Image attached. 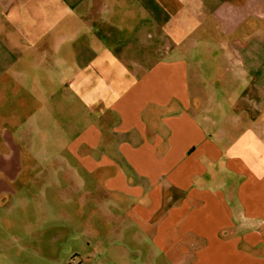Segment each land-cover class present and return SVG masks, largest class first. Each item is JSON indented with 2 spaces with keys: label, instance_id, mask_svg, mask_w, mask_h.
Returning a JSON list of instances; mask_svg holds the SVG:
<instances>
[{
  "label": "crops",
  "instance_id": "obj_1",
  "mask_svg": "<svg viewBox=\"0 0 264 264\" xmlns=\"http://www.w3.org/2000/svg\"><path fill=\"white\" fill-rule=\"evenodd\" d=\"M200 44L224 51L229 91L191 77ZM22 114L53 151L29 162L43 188L85 195L115 233L63 261L54 225L49 264H264V0H0L5 148ZM23 165L0 151L1 207ZM10 249L0 264H30Z\"/></svg>",
  "mask_w": 264,
  "mask_h": 264
},
{
  "label": "rangeland",
  "instance_id": "obj_2",
  "mask_svg": "<svg viewBox=\"0 0 264 264\" xmlns=\"http://www.w3.org/2000/svg\"><path fill=\"white\" fill-rule=\"evenodd\" d=\"M198 46L197 50L190 52L188 56L191 61V77L199 76L204 79L206 88L209 91L216 90L217 93L229 91L228 87L224 88L222 84V81L226 79L225 75L229 74L226 68L227 64L224 63L225 58L222 60L224 51L218 47L212 51H205L202 50L201 44ZM197 61H199V66H197ZM229 85L232 86L231 90H235L233 85ZM55 94V90H48L46 98L49 97V99L47 100L52 101ZM26 117L27 115L24 114L14 115L13 121H10L15 128L10 131V137H14L16 145L13 148H5L4 145L0 144V151H8L15 158L23 160L24 164L18 178L9 180V184L15 188L16 196L9 200L6 207L0 206V250L11 247L10 251L15 256H19V259L22 256L30 264H49L51 260L47 258L43 251L41 253L37 252V249L40 245V239L54 235L52 226L59 224L68 225L71 233L69 239L60 238L62 240L58 241L61 246L60 256L63 257L61 260L68 259L65 258L68 255L67 252L82 246L88 248L89 251L100 252L102 249L105 250L107 247L106 241L114 237L115 233L108 231L104 213L100 210H93L94 207L96 208V204L94 206L90 203L86 204L84 202L85 195H70L69 188L62 190V194L50 195L49 189L53 187V178L47 180L48 188H43L42 182L45 175L34 174L37 168H33V164L29 163L31 156L35 155L41 159L43 154L49 153L48 151L53 153V151L52 148L38 145L39 140H41L38 136L39 130H37L39 116L37 114L31 115V123L34 126H30V128L36 129L34 131H29L28 126L25 125ZM0 119L1 122L2 118L0 117ZM3 126L1 124L0 128ZM31 134H33V139H28ZM11 149H13V152H11ZM41 165L43 166V164ZM46 166H50V164ZM29 175L35 176L27 181L26 178ZM4 176L6 175L4 174ZM25 181L30 182L25 186V189H22ZM5 197L6 195L2 198ZM2 198L0 201H4ZM45 199H47V202L51 201V209L45 206ZM75 202L76 210L73 206ZM71 206L74 210L70 211ZM73 222L78 223L74 224ZM22 243L25 245L24 249L21 248ZM19 259L15 258V262ZM3 262L6 264L5 261Z\"/></svg>",
  "mask_w": 264,
  "mask_h": 264
}]
</instances>
